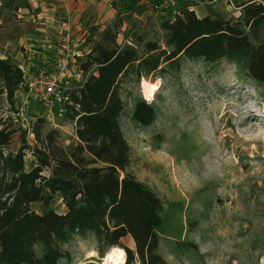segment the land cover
Instances as JSON below:
<instances>
[{
	"label": "rangeland",
	"instance_id": "1",
	"mask_svg": "<svg viewBox=\"0 0 264 264\" xmlns=\"http://www.w3.org/2000/svg\"><path fill=\"white\" fill-rule=\"evenodd\" d=\"M139 1L132 12L114 7L116 13L108 26L119 23L115 43L130 44L141 52L149 41L164 49L165 33L160 24L172 18L180 4L155 11L153 0ZM244 1L206 0L197 4V9H204L210 16L235 19L240 13L238 5ZM189 4L190 8L195 6L196 0ZM90 24L85 21L84 25L90 29ZM104 34L95 39L85 36L84 45L90 49L103 42ZM54 66L44 69L49 72L45 74H58V64ZM73 68V62H69L67 70L71 74ZM83 79L65 80L59 76L61 88L74 87ZM119 83L123 102L119 125L130 152L126 171L150 187L164 204L166 216L157 230V252L164 262L264 264V81L247 78L234 61L183 59L164 72L138 76L130 70ZM143 83L157 85L150 100H146ZM1 88L0 82V128L8 126L13 132L10 150L19 148L21 133L30 146L34 144L31 125L37 117L46 121L47 128L60 132L59 141L66 150L76 143L74 124L64 118L62 102L45 107L23 99V92L9 101ZM137 99L155 108V120L149 126L131 120ZM26 154L25 166L29 168L33 159L29 152ZM31 209L41 213L43 206L33 203ZM48 209L64 211L58 198ZM120 242L125 248H133L129 237ZM63 249L69 257L59 264H100L110 250L99 254L90 236H74L63 244ZM90 250L95 251V257L85 258Z\"/></svg>",
	"mask_w": 264,
	"mask_h": 264
},
{
	"label": "trees",
	"instance_id": "2",
	"mask_svg": "<svg viewBox=\"0 0 264 264\" xmlns=\"http://www.w3.org/2000/svg\"><path fill=\"white\" fill-rule=\"evenodd\" d=\"M179 4L175 15L160 24L164 49L149 41L141 52L130 44L117 46L119 23L90 48L79 64L88 74L65 92L62 102L63 116L74 124L77 139L69 150L60 144V132L47 128L40 117L31 125L34 144L21 133L14 152L9 149L12 130L0 128V264H59L69 257L63 244L74 236L92 237L101 255L107 248L120 249L124 264H166L157 252L164 204L126 171L130 152L119 125L120 77L130 70L138 76L164 72L183 59H226L239 64L247 78L264 81V3H241L235 19L197 17L189 2ZM121 7L132 12L135 4L126 0ZM0 82L12 101L22 73L0 60ZM155 116L152 103L135 101L133 122L146 127ZM26 152L33 159L29 168ZM55 198L64 207L61 213L48 209ZM33 203H40L43 211L32 210ZM125 237L132 240V249L122 246Z\"/></svg>",
	"mask_w": 264,
	"mask_h": 264
},
{
	"label": "crops",
	"instance_id": "3",
	"mask_svg": "<svg viewBox=\"0 0 264 264\" xmlns=\"http://www.w3.org/2000/svg\"><path fill=\"white\" fill-rule=\"evenodd\" d=\"M124 1L23 0L21 4L16 0H0V60H7L22 73V82L13 97L25 91L27 76L30 78L39 72L47 74L49 72L45 71L52 66L56 68L54 65L57 64L62 79L73 77L77 81L80 76L83 78L78 65L81 57L90 50L84 45L83 38L92 35L95 39L96 35L101 37L111 29L113 25L108 24L116 13L114 7L121 6ZM132 1L136 5L140 2ZM205 1L196 0V5L191 7L197 17L211 15L204 9L198 10V5ZM209 1L218 3L223 0ZM85 21L91 22L90 29L84 25ZM69 62L74 64L72 74L67 70ZM2 91L5 93L4 89Z\"/></svg>",
	"mask_w": 264,
	"mask_h": 264
},
{
	"label": "built area",
	"instance_id": "4",
	"mask_svg": "<svg viewBox=\"0 0 264 264\" xmlns=\"http://www.w3.org/2000/svg\"><path fill=\"white\" fill-rule=\"evenodd\" d=\"M194 0H154L152 9L155 11L167 10L175 7L180 2H193ZM63 27L65 22L61 24ZM87 73L82 75L86 77ZM69 86H60L59 74L46 75L39 72L27 79L23 99L26 101L34 100L45 107H51L56 101L64 102L67 100L65 92Z\"/></svg>",
	"mask_w": 264,
	"mask_h": 264
},
{
	"label": "bare ground",
	"instance_id": "5",
	"mask_svg": "<svg viewBox=\"0 0 264 264\" xmlns=\"http://www.w3.org/2000/svg\"><path fill=\"white\" fill-rule=\"evenodd\" d=\"M143 92L146 100H150L153 92L157 89L156 84L143 83ZM96 253L93 250L87 252L85 258L95 257ZM123 253L120 249H110L102 258L100 264H122Z\"/></svg>",
	"mask_w": 264,
	"mask_h": 264
}]
</instances>
